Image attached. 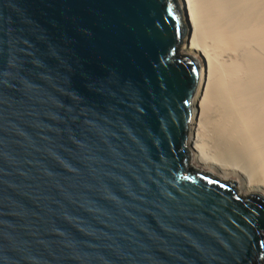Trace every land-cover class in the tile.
<instances>
[{
  "label": "water",
  "instance_id": "water-1",
  "mask_svg": "<svg viewBox=\"0 0 264 264\" xmlns=\"http://www.w3.org/2000/svg\"><path fill=\"white\" fill-rule=\"evenodd\" d=\"M171 1L0 0V264H264V202L188 156Z\"/></svg>",
  "mask_w": 264,
  "mask_h": 264
},
{
  "label": "bare ground",
  "instance_id": "bare-ground-1",
  "mask_svg": "<svg viewBox=\"0 0 264 264\" xmlns=\"http://www.w3.org/2000/svg\"><path fill=\"white\" fill-rule=\"evenodd\" d=\"M204 60L193 97L196 164L264 193V0H183Z\"/></svg>",
  "mask_w": 264,
  "mask_h": 264
},
{
  "label": "rangeland",
  "instance_id": "rangeland-1",
  "mask_svg": "<svg viewBox=\"0 0 264 264\" xmlns=\"http://www.w3.org/2000/svg\"><path fill=\"white\" fill-rule=\"evenodd\" d=\"M177 2L179 4V7H180L181 13H182V17H183V20H182V24H183L182 39H183L185 45H187L188 40L191 38V34L188 31L185 6H184L183 0H177ZM192 54H193V57L199 62L198 77H200V73H201L202 67L204 65V60L201 57L197 56L195 53L192 52ZM198 84H199V78H198V83H197V86H196V89H195V93L197 91ZM195 93H194V95H195ZM194 95H193V97H194ZM193 97H192V100H191V109H192V106H193ZM190 132H191V125H189V131H188V137H187V151H188V156H189L190 160L194 164H196V162L193 160V150H192V147H191V144H190V138H189L190 137L189 136ZM231 178H234V179H236L239 182V179L237 177H231ZM251 192L255 193V194H260L264 198V193L262 191H251Z\"/></svg>",
  "mask_w": 264,
  "mask_h": 264
},
{
  "label": "trees",
  "instance_id": "trees-1",
  "mask_svg": "<svg viewBox=\"0 0 264 264\" xmlns=\"http://www.w3.org/2000/svg\"><path fill=\"white\" fill-rule=\"evenodd\" d=\"M171 4L175 7L176 10H178L176 0H172ZM175 60L189 64V65L193 66L194 68H196L197 70L199 69V62L195 58H193L191 56H182L178 53V50H176V52H175ZM187 167H188V165H187ZM188 168L190 169V167H188ZM212 180L214 182H217L220 185H225L231 189L233 188V191L235 190L233 187L234 186L233 183H225V182H222L216 178L212 179ZM234 193H235V191H234ZM236 197L239 198L240 200H243V201L252 200V201H263L264 202V198L260 194H254V195H251L250 197H247V198H242V197H239L238 195H236Z\"/></svg>",
  "mask_w": 264,
  "mask_h": 264
}]
</instances>
